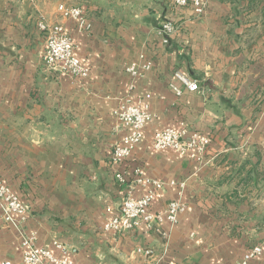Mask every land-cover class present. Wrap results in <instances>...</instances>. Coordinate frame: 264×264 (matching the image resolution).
<instances>
[{
  "label": "crops",
  "instance_id": "obj_1",
  "mask_svg": "<svg viewBox=\"0 0 264 264\" xmlns=\"http://www.w3.org/2000/svg\"><path fill=\"white\" fill-rule=\"evenodd\" d=\"M205 1L197 15L168 0H0V179L27 208L25 222L3 227L0 204V262L21 261L23 231L56 255L60 242L80 264H241L254 245L261 254L245 264H264V0ZM60 5L80 7L91 30ZM166 20L176 30L164 44ZM39 23L64 27L86 77L43 66ZM140 54L152 65L129 91L124 68ZM175 70L199 91L184 89ZM128 92L150 94L153 116L122 167L163 181L154 212L170 200L185 206L162 224L167 240L101 230L127 192L108 158L127 132L114 110ZM182 126L209 138L200 160L152 147L156 131Z\"/></svg>",
  "mask_w": 264,
  "mask_h": 264
},
{
  "label": "built area",
  "instance_id": "obj_2",
  "mask_svg": "<svg viewBox=\"0 0 264 264\" xmlns=\"http://www.w3.org/2000/svg\"><path fill=\"white\" fill-rule=\"evenodd\" d=\"M175 7L191 5L195 14L199 15L205 11V0H168ZM61 15L74 20L78 30L89 32L91 23L80 7L59 6ZM39 29L47 32L45 44L41 53L43 66L48 69H56L70 77H86L89 69L74 53L75 45L72 38L60 24L48 25L39 23ZM176 30L171 21H162L158 27V32L162 37V43L166 44L170 36ZM152 61L144 54H140L138 60L130 61L125 65L130 83L129 91L135 87L134 80L142 77L150 69ZM174 76L178 79L183 88L190 92L199 91L197 80L189 79L181 71L175 70ZM171 89L177 94L182 93V89L171 84ZM150 94L143 96H133L128 92L122 97L114 110L115 117L119 123L127 128V132L117 141L109 154V163L115 166L113 170V180L118 186L125 187L127 192L122 197L117 213L109 216L102 224L103 233L124 234L133 232L141 228L144 232H154L168 239V232L162 227L164 222L174 224L178 215L182 213L185 206L177 201L170 200L162 211L154 212L151 203L156 193L164 187L163 181L148 177L143 174L139 166L131 170L122 167L123 162L129 158L135 146L143 137V128L152 119L149 111L148 99ZM209 144L206 135L195 131H188L185 126L174 128L165 127L156 131L153 135L152 147L155 150L172 149L182 157L200 160ZM174 183V182H170ZM180 187L183 183H179ZM141 187L142 193L134 195L136 187ZM0 204L3 205L1 221L3 227L9 224L19 225L27 219V208L20 200L16 192L3 180L0 179ZM20 246L22 248L21 261L14 263L9 259H4L0 264H80L72 260L67 255V249L57 241L54 246L59 250L58 255L50 250L37 246L33 232L20 234ZM262 247L254 245L246 251L241 264H245L249 259L261 254ZM135 253L146 257L150 251L144 247H136Z\"/></svg>",
  "mask_w": 264,
  "mask_h": 264
}]
</instances>
